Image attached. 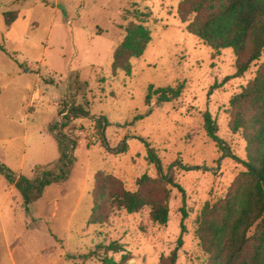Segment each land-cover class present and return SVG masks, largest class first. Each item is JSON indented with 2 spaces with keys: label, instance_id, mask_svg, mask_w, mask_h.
Instances as JSON below:
<instances>
[{
  "label": "rangeland",
  "instance_id": "rangeland-1",
  "mask_svg": "<svg viewBox=\"0 0 264 264\" xmlns=\"http://www.w3.org/2000/svg\"><path fill=\"white\" fill-rule=\"evenodd\" d=\"M180 1L0 0V164L35 180L44 170L60 173V140L71 149L65 181L46 186L29 205L0 175V264H105V258L158 264L180 236L177 264L209 263L197 219L244 171L246 142L229 129V102L260 62L233 77V51L215 56L188 33L179 20ZM136 10L151 12L145 26L152 40L131 60L130 74L113 72V53L126 26L137 22L130 15ZM7 12L17 14L11 25ZM181 85L178 99L158 104L152 96L147 104L151 86ZM74 107L89 116L63 128ZM205 112L216 120L225 151L206 132ZM98 172L114 175L132 192L142 175L162 173L184 189L185 201L171 187L166 225L151 220L149 207L128 214L108 206L107 222L89 225ZM111 243L125 252L107 250Z\"/></svg>",
  "mask_w": 264,
  "mask_h": 264
},
{
  "label": "trees",
  "instance_id": "trees-1",
  "mask_svg": "<svg viewBox=\"0 0 264 264\" xmlns=\"http://www.w3.org/2000/svg\"><path fill=\"white\" fill-rule=\"evenodd\" d=\"M130 15L137 22H130L125 28V37L113 53V72L121 70L130 74L131 60L142 57L152 40L151 31L145 26L151 12L136 10ZM178 16L186 31L211 47L215 56L225 49L233 51L236 66L233 77L243 76L253 64L260 62L255 77L229 102V129L233 134H240L246 142V160L242 161L244 171L237 176L224 198L205 204L197 219L196 236L202 249L209 254L208 264H264V0H181ZM4 18L6 24L11 25L17 14L7 12ZM227 81L228 78L223 83ZM182 90V85L158 89L151 86L147 104L151 103L152 96L157 97L158 104L176 100ZM88 116L81 107H74L63 117L62 127L68 128L72 118ZM203 117L206 132L225 151L216 120L209 112ZM101 125L102 121L98 120L96 128L100 129ZM63 141L75 147L69 138L64 137ZM60 144V157L56 162L60 166L59 174L44 170L35 180H29L0 164V175L22 193L26 205L39 200L46 186L65 181L69 171L67 164H71V149L62 140ZM153 161L159 163L155 157L151 158ZM136 185V191H128L119 178L98 172L94 178L93 208L88 224H105L108 206L128 214L149 207L151 220L166 225L171 187L177 188L185 201L184 189L174 183L173 177L162 173L156 178L144 174ZM182 244L180 236L177 246L158 264H177ZM107 250L125 252L118 243H111ZM124 259L125 254L122 255ZM103 262L115 264L107 258Z\"/></svg>",
  "mask_w": 264,
  "mask_h": 264
}]
</instances>
